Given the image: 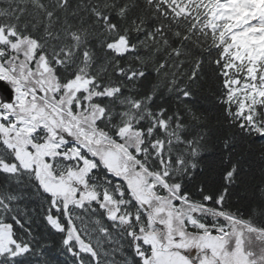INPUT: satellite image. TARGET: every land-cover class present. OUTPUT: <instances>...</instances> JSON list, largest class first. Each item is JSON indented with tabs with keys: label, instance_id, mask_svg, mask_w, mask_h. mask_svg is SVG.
<instances>
[{
	"label": "snow or ice",
	"instance_id": "6c2138e0",
	"mask_svg": "<svg viewBox=\"0 0 264 264\" xmlns=\"http://www.w3.org/2000/svg\"><path fill=\"white\" fill-rule=\"evenodd\" d=\"M0 264H264V0H0Z\"/></svg>",
	"mask_w": 264,
	"mask_h": 264
}]
</instances>
